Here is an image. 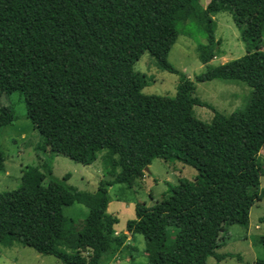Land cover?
I'll use <instances>...</instances> for the list:
<instances>
[{
    "label": "trees",
    "instance_id": "1",
    "mask_svg": "<svg viewBox=\"0 0 264 264\" xmlns=\"http://www.w3.org/2000/svg\"><path fill=\"white\" fill-rule=\"evenodd\" d=\"M221 12L232 14L247 53L213 67L221 44L214 16ZM263 25L264 0H210L206 8L199 0H0V100L24 96L43 139L39 150L84 166L106 152L108 174L120 168L89 193L69 186L70 174L57 180L27 166L19 187L0 193V244L16 242L62 264H101L127 240V234L115 236L119 220L108 213L109 189L133 185L161 159L191 166L198 176L170 185L153 206L137 203L127 232L146 240L147 264L224 260L217 251L228 227L248 226L261 200L252 181L262 176L264 148ZM194 31L207 40L198 47L207 68L192 80L168 58L179 36L194 37ZM146 52L180 76L175 97L143 92L144 78L134 67ZM213 80L252 88L246 107L224 115L194 97L196 83ZM197 106L214 112L211 123L197 117ZM16 120L12 106L0 105V129ZM5 161L0 146V173ZM76 203L89 209L81 229L64 215Z\"/></svg>",
    "mask_w": 264,
    "mask_h": 264
},
{
    "label": "rangeland",
    "instance_id": "2",
    "mask_svg": "<svg viewBox=\"0 0 264 264\" xmlns=\"http://www.w3.org/2000/svg\"><path fill=\"white\" fill-rule=\"evenodd\" d=\"M207 1L209 0H199V4L204 8ZM214 20L216 38L221 44L220 52L209 66H219L246 55L247 46L242 40L241 31L236 26L232 14L221 12L214 16ZM193 36L181 34L169 54L168 61L177 70L195 80L196 76L205 72L207 68L198 56L199 45L207 43V40L197 33ZM262 39L260 48L264 50V25ZM134 69L144 78L143 92L145 94L176 96L180 76L163 70L150 53L146 52L135 64ZM196 85L194 97L212 105L224 115L244 109L252 91V88L237 81L213 80L196 83ZM0 105L12 106L17 116L13 125L0 129V146L6 157L5 172L0 173V193L18 188L21 184L23 170L27 166L37 167L45 173L50 171L52 178L57 180H62L70 174L71 177L67 184L79 191L89 193H95L98 190L100 181L113 180L120 172V168L117 167L113 176L108 174L112 169V164H106L111 160L106 152L99 153L94 164L84 166L64 155H56L49 149L45 152L39 150L43 139L27 115L24 96L21 93L2 97ZM194 110L200 120L211 123L214 117L212 110L198 106ZM258 162L262 168V176L253 180L252 184L259 186L261 200L251 209L249 225L229 226L225 234V244L217 251L220 255L227 257L221 262L211 257L207 264H255L258 259L264 260V245L260 241L264 236V148L259 153ZM149 173L146 175V178L150 180L148 183L137 180V183L131 186L117 184L109 189L108 213L119 220L116 229L114 227L115 236H120L122 232L127 231V222L136 217L135 205L137 203H146L148 206L153 201H151L153 197L161 201L169 195V186L174 184L166 180L168 176L173 181L180 178L194 181L198 176V172L191 166L178 161L166 163L161 159L153 162ZM124 211L127 213L124 214ZM88 213L89 209L78 203L64 208L65 217L68 220L72 219L78 229L83 227ZM173 244L174 231L169 229L167 245L172 246ZM147 249L148 244L143 236L133 237L132 234L127 233L124 246L119 251L106 256L101 264H147L149 262ZM88 252L85 251L84 254L88 255ZM0 264H62V262L55 256L41 254L31 247L15 242L10 247L0 244Z\"/></svg>",
    "mask_w": 264,
    "mask_h": 264
},
{
    "label": "crops",
    "instance_id": "3",
    "mask_svg": "<svg viewBox=\"0 0 264 264\" xmlns=\"http://www.w3.org/2000/svg\"><path fill=\"white\" fill-rule=\"evenodd\" d=\"M210 2V0L209 1H207V3H206V5H205V7L204 8H206L207 7V5H208V3ZM155 161V160H154ZM153 161V162H154ZM167 163V162H166ZM152 166H153V163L149 166V170H151L152 169ZM150 174V173H149ZM177 174V173H176ZM146 175H147V172H146ZM146 175L143 177V178H141V179H137L138 181L140 180L141 182H144V183H148L150 180H148L147 178H146ZM179 175L181 176V173H179ZM176 176V178H177V175H175ZM181 179V178H180ZM180 179H176V181H173L169 176H168V178L166 179L167 181H169L170 183H172V184H174V185H177L176 183L178 182L179 183V180ZM137 180L134 182V183H137ZM153 200V201H152ZM162 200V199H161ZM151 201L152 202H150L149 204H148V206H153L154 204H156L157 202H159V199L157 200V198L156 197H153L152 199H151ZM109 206H110V204H109ZM122 210H124V207L122 206ZM125 213H127L126 211H124V214ZM117 226V225H116ZM116 226H115V229H116ZM123 234H127L128 232L127 231H124V232H122ZM225 244V243H224Z\"/></svg>",
    "mask_w": 264,
    "mask_h": 264
},
{
    "label": "water",
    "instance_id": "4",
    "mask_svg": "<svg viewBox=\"0 0 264 264\" xmlns=\"http://www.w3.org/2000/svg\"><path fill=\"white\" fill-rule=\"evenodd\" d=\"M145 172H147V173L150 172L149 167L146 168Z\"/></svg>",
    "mask_w": 264,
    "mask_h": 264
}]
</instances>
